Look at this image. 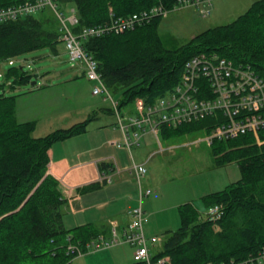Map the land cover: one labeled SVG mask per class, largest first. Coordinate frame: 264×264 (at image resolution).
I'll return each instance as SVG.
<instances>
[{
    "label": "trees",
    "instance_id": "1",
    "mask_svg": "<svg viewBox=\"0 0 264 264\" xmlns=\"http://www.w3.org/2000/svg\"><path fill=\"white\" fill-rule=\"evenodd\" d=\"M24 1L0 0V8ZM60 3L75 9L78 17L75 32L157 5L164 10L179 6V0H60ZM160 22L161 16L155 15L132 30L90 37L82 43L121 107L136 100L152 104L165 96L179 82L185 62L199 53L214 52L235 66H249L264 80V0L252 3L232 22L208 28L174 48L163 45L158 33ZM60 43L57 21L48 9H43L0 24V63L44 48L56 54ZM33 78L22 67L12 65L1 86L32 84ZM93 119L33 137L36 123L18 122L15 96L0 94V264H69L75 256L67 253L68 244L84 250L87 243L99 237L90 224L65 228L67 201L58 181L47 174L51 146L87 132ZM213 124L214 118L206 117L175 128L163 126L160 133L164 138L208 134ZM259 138L262 139L261 133ZM209 147L216 166L236 163L240 174L238 181L203 198L206 208L217 204L223 207L221 218L215 222L202 219L191 202L179 205V227L163 234L160 249L152 255L154 262H242L264 247V143L258 144L254 135L246 133L214 140ZM108 167L104 163L99 165L101 170ZM100 186L92 183L81 191H93Z\"/></svg>",
    "mask_w": 264,
    "mask_h": 264
},
{
    "label": "rangeland",
    "instance_id": "2",
    "mask_svg": "<svg viewBox=\"0 0 264 264\" xmlns=\"http://www.w3.org/2000/svg\"><path fill=\"white\" fill-rule=\"evenodd\" d=\"M255 1L205 0L167 10L166 15L161 17L159 36L164 46L177 47L208 28L232 22ZM58 7L67 10L71 5L60 3ZM48 11L54 16L51 10ZM9 60L14 61V67H22L25 72L34 75L32 82L37 83L36 87L30 83L14 88L2 87L4 74L11 66L6 62L0 64V94L15 96L18 122L36 123L33 137H43L91 117L94 119L89 122L88 130L92 133V128L106 127L115 120L107 111L110 109L109 102L101 96L92 95L93 83L86 77L84 67L68 60L62 43L58 45L56 54L44 48ZM112 96L117 99L114 94ZM134 102L125 108L128 115L136 113ZM160 130L156 134L148 130L139 139V145L127 149L130 154L132 151L136 163L137 155L147 159L143 163L147 172L142 185L151 190V195L148 200L143 199L142 209L147 219L143 229L148 246L154 244V252L160 249L161 242L152 240H162L166 231L179 227V205L191 202L199 216L205 219L208 208L203 198L222 191L240 178L236 163L215 165L210 147L204 141L207 134L188 133L164 138ZM146 200L150 201L151 210L145 208ZM147 228L152 233L149 237ZM110 239L107 237L106 240ZM133 251L128 243L98 250L90 246L86 253L75 257L69 264H130L133 262Z\"/></svg>",
    "mask_w": 264,
    "mask_h": 264
},
{
    "label": "built area",
    "instance_id": "3",
    "mask_svg": "<svg viewBox=\"0 0 264 264\" xmlns=\"http://www.w3.org/2000/svg\"><path fill=\"white\" fill-rule=\"evenodd\" d=\"M196 2L203 1L179 0V6L174 9ZM58 4L60 0H25L17 5L1 7L0 24L37 14L43 9L51 10L57 21L59 41L65 47L68 60L82 64L86 77L93 83L92 95L101 96L104 101L109 102V110L122 133V145L125 148L129 150L139 145V139L148 130L156 134L163 126L175 128L206 117L214 118V127L204 138L208 145L214 140H227L246 133L254 135L258 144L264 143V80L256 76L249 66H235L214 52L199 53L189 58L183 66L177 85L152 104L136 100L134 105L137 109L134 115H128L125 112L126 107H121L120 102L113 98L97 71L96 61L84 51L83 41L107 33L132 30L155 15L163 17L167 10L162 6L157 5L146 11L118 17L99 26L84 27L75 32L74 27L78 24L75 9L71 7L61 10ZM6 63L9 66L14 65L13 60ZM259 133L262 139L259 138ZM127 171L133 175L138 188V205L130 212V223L121 234H118L116 224L111 222L110 240L99 236L87 243L84 250L77 245L68 244L66 247L68 254L77 257L86 253L90 246L98 250L128 243L134 250L133 262L144 264L163 262L152 261L143 229L147 219L142 209V201L151 195V190L142 185L147 172L146 166L132 162ZM106 181L109 182L110 178L105 176L99 178L100 183ZM222 212L221 205H213L207 209L205 219L215 222L221 218ZM152 241L161 242L159 238ZM220 264H264V247L254 257L242 262L228 260Z\"/></svg>",
    "mask_w": 264,
    "mask_h": 264
},
{
    "label": "crops",
    "instance_id": "4",
    "mask_svg": "<svg viewBox=\"0 0 264 264\" xmlns=\"http://www.w3.org/2000/svg\"><path fill=\"white\" fill-rule=\"evenodd\" d=\"M90 131L54 143L48 150L47 174L58 181L62 197L67 201L63 216L65 228L90 224L100 237L107 239L111 237V222L121 234L131 221V210L138 205V188L133 175L127 171L136 161L132 151L130 154L122 145V133L115 120ZM137 157V163L147 162L145 157ZM102 163L109 167L101 170ZM101 176L110 181L100 183ZM92 183L101 186L93 191H81ZM147 200L145 208L151 210ZM146 233L147 237L152 234L148 228ZM149 249L152 255L157 252L154 244Z\"/></svg>",
    "mask_w": 264,
    "mask_h": 264
},
{
    "label": "water",
    "instance_id": "5",
    "mask_svg": "<svg viewBox=\"0 0 264 264\" xmlns=\"http://www.w3.org/2000/svg\"><path fill=\"white\" fill-rule=\"evenodd\" d=\"M36 84V82H32V84L31 85H35Z\"/></svg>",
    "mask_w": 264,
    "mask_h": 264
}]
</instances>
